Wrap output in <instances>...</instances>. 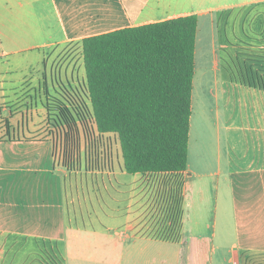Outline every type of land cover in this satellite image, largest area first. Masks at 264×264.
I'll list each match as a JSON object with an SVG mask.
<instances>
[{"label":"crops","instance_id":"obj_1","mask_svg":"<svg viewBox=\"0 0 264 264\" xmlns=\"http://www.w3.org/2000/svg\"><path fill=\"white\" fill-rule=\"evenodd\" d=\"M193 14L200 29L208 11L174 0H0V121L14 131L6 140L7 126L1 128L0 144L19 148L14 171L41 175L30 183L24 174L21 184L0 190V264H37L42 255L63 258L64 264H182L185 251L190 264L189 242L206 239L200 232L189 237L194 181L216 191L215 224L220 200L229 262L264 256L260 85L216 75L210 90L217 143L213 172L200 165L201 171L188 165L178 174L130 175L123 166L68 171L55 158L46 104L85 77L83 41ZM42 178L54 183L43 184ZM112 190L116 197L109 195ZM75 206L82 218L71 213ZM194 225L198 230L200 221ZM215 238L214 232L209 250L222 252Z\"/></svg>","mask_w":264,"mask_h":264},{"label":"trees","instance_id":"obj_2","mask_svg":"<svg viewBox=\"0 0 264 264\" xmlns=\"http://www.w3.org/2000/svg\"><path fill=\"white\" fill-rule=\"evenodd\" d=\"M198 29L199 17L193 14L83 41L86 100L64 96L67 107L52 106L51 100L46 106L49 118L56 116L62 167L104 169V162H95L102 142L91 143L90 156L82 153L85 139L98 133L117 138L123 168L130 175L188 169ZM35 261L64 264L57 256L42 255Z\"/></svg>","mask_w":264,"mask_h":264},{"label":"rangeland","instance_id":"obj_3","mask_svg":"<svg viewBox=\"0 0 264 264\" xmlns=\"http://www.w3.org/2000/svg\"><path fill=\"white\" fill-rule=\"evenodd\" d=\"M176 4L188 5L191 10H206L208 14L201 17L199 35L196 49V76L194 82L193 96V116L191 120L192 148L190 150L189 166L192 170H201L213 172L216 169L214 157L217 154L216 140L214 136L213 110L214 103L210 97L214 79L220 72L229 74L236 79H245L247 84L254 87L258 84L264 85V0H174ZM254 1V2H251ZM249 2V3H246ZM214 22L211 23V18ZM1 74V69H0ZM262 76V78H260ZM1 79V76H0ZM250 79V81H248ZM258 81V82H257ZM65 85L67 81H63ZM87 87L85 77L79 79L75 85L64 91L63 99H74L84 96ZM77 90L76 93H72ZM83 94V95H82ZM80 99V98H79ZM84 99L86 100L85 96ZM51 105L54 102L59 104V99L49 98ZM55 108V107H54ZM8 114L11 108L8 107ZM2 112H0L1 114ZM7 115V114H5ZM55 113L49 118L48 124L56 118ZM56 120V119H55ZM7 122L0 121V130L5 128ZM11 126V125H10ZM12 127V126H11ZM53 128V125H49ZM54 129H51L52 132ZM12 131V130H11ZM10 131V132H11ZM17 131V129H16ZM6 136V130L0 131ZM14 131L11 136L13 137ZM109 139V157L101 156L95 158L97 164L106 162L109 168L119 169L123 166V158L120 143L114 135H107ZM104 146V145H103ZM22 148V147H20ZM101 148V147H100ZM18 147L10 144H0V190L9 186H15L22 183V175L26 174L25 182H33L40 179L41 175L36 173H20L14 171V165H20L16 161V155L20 154ZM18 153V154H16ZM102 154H104L102 152ZM22 155V154H20ZM28 155V154H27ZM61 149L57 152V158H61ZM7 160V162L5 161ZM102 160V161H101ZM18 168V167H17ZM58 170V167H56ZM108 168V167H107ZM8 169V170H7ZM199 170V171H201ZM58 173V172H57ZM61 176V173H58ZM29 178L31 180H29ZM72 180L71 182L73 181ZM51 178H42V183L50 184ZM70 178H67L66 184L70 190ZM24 183V181H23ZM54 183V182H53ZM73 183V182H72ZM192 207L189 211L190 223L188 227L191 232L189 237H198V233L206 235L205 240H189L190 242V264H231L229 262L228 243L222 241L223 229L226 227L221 224L219 218L222 213L219 200V213L217 223L215 224V198L216 191L208 189L206 184H199L194 181L191 184ZM116 191H110L109 195L116 197ZM0 191V204L4 203ZM203 200L201 201V199ZM107 201V199H105ZM81 210L78 206L71 207V213H79L82 218ZM86 217L87 215L83 213ZM200 221L198 230H196V221ZM227 230V229H226ZM216 233L214 245L224 250H209L213 233ZM187 253L184 252V263L187 264ZM204 255V257H203ZM246 264H264V256L250 257Z\"/></svg>","mask_w":264,"mask_h":264},{"label":"built area","instance_id":"obj_4","mask_svg":"<svg viewBox=\"0 0 264 264\" xmlns=\"http://www.w3.org/2000/svg\"><path fill=\"white\" fill-rule=\"evenodd\" d=\"M106 136L107 135H100V134L97 133L96 134V137H90L87 140L85 139V144H84V146L82 148L83 155L84 156L85 155L87 156L88 152H89V156H90V154H92V153H90V150H91L90 147L92 148V145H91L92 142H102V145L99 146L100 157L101 156L104 157V156H106V154L109 155L110 145H109V139ZM54 141H55V146H56V155H55V158H56V160L60 161L61 158L60 157H59V159L57 158V152L60 149L62 151V142H61V140L58 139V137H55V136H54ZM102 152L104 154H102ZM84 161H85V158L83 160V165H84ZM89 166H90V163H89ZM104 167H105L104 169H106L107 167H109V165L106 162H104Z\"/></svg>","mask_w":264,"mask_h":264},{"label":"flooded vegetation","instance_id":"obj_5","mask_svg":"<svg viewBox=\"0 0 264 264\" xmlns=\"http://www.w3.org/2000/svg\"><path fill=\"white\" fill-rule=\"evenodd\" d=\"M78 91L77 90H75V91H73L72 93H77ZM64 95V94H63ZM63 95H61V96H55V97H51V98H56V99H59V105H65L66 107L68 106V103L62 98L63 97ZM50 103L48 102L47 104H46V106H48ZM47 116H48V112H47ZM56 118H53V120H51V122L49 123V125H53V128H51V129H54L51 133L55 136V137H58V139L59 140H61V137H60V134H58L57 132H56V130H55V120ZM50 121V119H49V116H48V122Z\"/></svg>","mask_w":264,"mask_h":264}]
</instances>
